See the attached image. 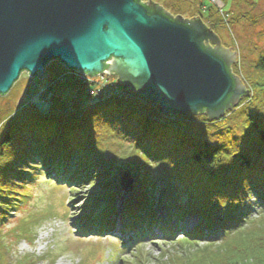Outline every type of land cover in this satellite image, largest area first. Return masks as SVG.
<instances>
[{
  "label": "trees",
  "instance_id": "trees-1",
  "mask_svg": "<svg viewBox=\"0 0 264 264\" xmlns=\"http://www.w3.org/2000/svg\"><path fill=\"white\" fill-rule=\"evenodd\" d=\"M217 25L222 23L211 25L212 30ZM259 69L264 74V58ZM54 71L63 77L59 81L54 79L51 88L58 87L69 75L64 69ZM258 87L260 102L255 104L243 123L242 138L246 139L249 149L255 144L264 145V85L259 83ZM132 95L131 99L113 95L107 97V104L73 110L59 101L51 105L56 109L54 116L33 115L23 121L15 119L1 139L0 149L5 148L6 151L0 150V160L8 155L11 160L8 167L3 166L5 169L0 170V176H14L17 167H30L28 163L36 162L34 157H38L41 165H45L46 170L50 169L49 176L60 183L75 186L83 175L86 181L105 184L109 177L104 174L110 175L114 167L125 163L117 160L116 144L110 143L116 134H121L136 152L131 165L141 170L144 177L136 198L137 205L134 209L130 204L126 206L127 213L123 216L125 228H136L139 238L144 241L143 238L152 236V225L157 224L169 236L166 242L186 243L198 248V243L206 242L203 238L206 233L214 234V227L218 224L222 232L220 237L223 236L221 241L208 242L204 248L190 254L187 263H182L178 257L170 264H264V151L255 157L252 151L245 155L237 154L235 140L228 146L212 145L206 133L215 125L214 122L209 124L207 118L194 115L166 118L157 106L137 94ZM92 98L101 100L103 97ZM111 100L115 102L111 103ZM243 104L244 101L239 107ZM239 107L228 115L234 114ZM227 116L219 123L226 124ZM192 120L196 126L189 124ZM106 130L112 133L106 135ZM229 134L231 132L227 131ZM104 142L112 150L111 158L102 149ZM15 156L21 158L14 160ZM158 180L163 181L168 193L159 203L174 212L169 221L171 217L175 218L180 226L188 216L201 220L184 238L175 239L178 226L162 227L163 223L156 220L150 191ZM4 186L6 183L1 178L0 191L5 189ZM106 189H109V184H106ZM254 198L261 210L249 218L244 209ZM116 216L117 208L109 202L104 212L94 220L97 232L105 234L111 231L116 224ZM136 245L142 246V243ZM131 263L140 264L136 260ZM0 264L6 263L2 259Z\"/></svg>",
  "mask_w": 264,
  "mask_h": 264
},
{
  "label": "rangeland",
  "instance_id": "rangeland-1",
  "mask_svg": "<svg viewBox=\"0 0 264 264\" xmlns=\"http://www.w3.org/2000/svg\"><path fill=\"white\" fill-rule=\"evenodd\" d=\"M149 1L157 2L172 15H177L168 9L169 4L165 0V3L161 0L142 2ZM180 3L184 5L181 15L186 19L198 14L195 18H201L210 29L211 25L222 23L215 26L213 31L219 36L223 47L236 53L237 63L233 65L232 72L243 81L249 93V96L241 99L239 105L243 101L244 104L241 107L238 105L236 108L239 109L234 114L228 115L234 110L227 112V123L215 121L206 137L212 145L219 146L231 145L232 140H235L237 154L245 155L252 151L253 157L258 156L264 151V145L255 144L249 149L246 139L242 138V130L247 115L259 101V83L264 85V74L259 69L260 61L264 58V0H223L222 4L217 5L213 0H184ZM62 69L66 70L59 62L53 61L46 69L44 79L31 78L28 73H23L11 91L6 96H0V143L15 119L23 121L33 115L54 116L56 109L51 105L59 101L72 110L107 104V97L113 96L108 95V85L117 84L124 90L117 77L97 76L92 80L95 86H98L97 89L102 91L94 97L106 96L101 100L93 99L88 95L86 87L77 82L76 73L69 71L70 77L66 76L58 87L51 88L54 79L59 81L63 77L54 70ZM127 92L134 93L128 90ZM112 102L115 101L111 100ZM157 108L159 109L158 106ZM194 117L207 118L206 115ZM194 122L189 121V124L196 126ZM227 131L231 134L227 135ZM108 133L112 132L106 130V135ZM112 142L116 144V150L118 149L117 160H124L125 163L114 167L110 175L104 174L109 177L105 184L100 181L98 184L86 181V177L83 178L82 175L75 182V186H78L74 189V185L60 183L55 181V177L49 176L50 169L46 170L38 157H34L36 162L28 163L31 168L17 167L14 176H0L4 184L6 183L5 189L0 191V261L3 259L6 264H130L136 260L140 264H170L172 260L180 257L182 263H187L190 254L201 250L210 241L217 243L223 239V236L220 237V225L216 224L214 234L208 231L203 237L206 242L198 243V248L186 243H180L182 246H179V243H168L152 236L149 238L155 241L145 237L142 246L132 245L130 237H136V234L127 235L121 232L122 218L127 213L128 204L131 209L137 205L136 198L142 189L144 177L141 170L131 165L136 155L133 145L121 134H116L110 141ZM102 149L112 157V150L110 151L107 142L103 143ZM0 150L6 151L5 148ZM20 158L13 157L14 160ZM9 160V155L0 160V170L5 169L3 166H9ZM126 173L130 174L132 179V187L128 190L122 187V177ZM106 184H109V189H106ZM153 184L155 186L150 195L154 200V215L162 219L167 211L166 214L162 211L165 206H161L159 202L168 194L165 191L167 188L163 181L158 180V183ZM109 202H112L118 211V216L114 218L118 223L116 227L112 226L115 232L113 235L117 237L104 236L105 234L90 237L89 232L85 234V231H79V227H90L92 224L89 220L93 218L92 215L102 212ZM250 204H246L244 209L249 218L261 210L255 198L250 200ZM171 210L169 208L168 213H171ZM196 220L200 223L199 219L188 217L178 226L184 233L193 231L199 225ZM167 224L175 227L176 221L172 220Z\"/></svg>",
  "mask_w": 264,
  "mask_h": 264
},
{
  "label": "water",
  "instance_id": "water-1",
  "mask_svg": "<svg viewBox=\"0 0 264 264\" xmlns=\"http://www.w3.org/2000/svg\"><path fill=\"white\" fill-rule=\"evenodd\" d=\"M143 0H0V96L23 73L44 79L51 62L124 90L166 117L220 121L249 96L232 72L236 53L201 18ZM122 187H132L130 174Z\"/></svg>",
  "mask_w": 264,
  "mask_h": 264
},
{
  "label": "built area",
  "instance_id": "built-area-1",
  "mask_svg": "<svg viewBox=\"0 0 264 264\" xmlns=\"http://www.w3.org/2000/svg\"><path fill=\"white\" fill-rule=\"evenodd\" d=\"M222 1L223 0H213V3L214 4H222ZM224 7V5H223ZM75 76L77 77V79L81 82H83L84 84L86 85H89L91 90L89 91L91 95H98L100 94V90L101 89H97L98 86H95L94 84V80H92L93 78L91 77H88L86 75H80V74H75ZM93 81V82H92ZM109 86V91L117 94V95H123V93L116 87V86H113V85H108ZM103 89V88H102ZM102 91V90H101Z\"/></svg>",
  "mask_w": 264,
  "mask_h": 264
},
{
  "label": "crops",
  "instance_id": "crops-1",
  "mask_svg": "<svg viewBox=\"0 0 264 264\" xmlns=\"http://www.w3.org/2000/svg\"><path fill=\"white\" fill-rule=\"evenodd\" d=\"M161 1H163V0H161ZM166 2H167V4H169V10H171V11H173V12H175V13H177V15H175V16H182L181 14H183V12H184V5H182V3H180V1H183L184 2V0H165ZM164 2V1H163ZM155 3H157V2H155ZM165 3V2H164ZM176 3H179L178 5L176 4ZM158 4V3H157ZM160 5V4H159ZM164 8V7H163ZM165 9V8H164ZM166 10V9H165ZM169 12V11H168ZM170 13V12H169ZM171 14V13H170ZM190 15H192V14H190ZM174 16V15H173ZM195 16H198V14H196V15H192V18H188V19H194L195 18ZM183 17V16H182ZM185 18V17H184ZM198 18V17H197Z\"/></svg>",
  "mask_w": 264,
  "mask_h": 264
},
{
  "label": "bare ground",
  "instance_id": "bare-ground-1",
  "mask_svg": "<svg viewBox=\"0 0 264 264\" xmlns=\"http://www.w3.org/2000/svg\"><path fill=\"white\" fill-rule=\"evenodd\" d=\"M177 234V233H176ZM176 237V236H175Z\"/></svg>",
  "mask_w": 264,
  "mask_h": 264
}]
</instances>
